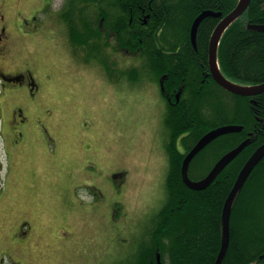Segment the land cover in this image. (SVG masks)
<instances>
[{"label":"trees","instance_id":"1","mask_svg":"<svg viewBox=\"0 0 264 264\" xmlns=\"http://www.w3.org/2000/svg\"><path fill=\"white\" fill-rule=\"evenodd\" d=\"M238 3L239 0H65L58 18L67 27L74 49L85 51L87 60L96 63L99 59L96 37L102 31L101 21L111 29L117 20L120 42L128 43L135 53L141 50L145 61V66L130 69L133 76L129 80L138 82L145 72L160 75L165 63L167 74L189 78L160 83L166 100L163 123L169 161L165 201L134 257L119 264L216 262L222 246L225 201L242 167L264 143V92L242 96L224 89L211 75L201 80L209 72V43L222 17L202 20L196 48L191 28L204 10L226 16ZM145 13L151 14L148 28L134 29L131 24L140 23L139 17ZM260 27H264V0H251L245 13L224 32L218 62L229 80L244 85L264 82V29ZM162 43H167L170 50L179 43L181 50L164 60L159 50ZM107 45L109 40H104L103 48ZM102 61L109 63L105 53ZM228 124L242 125L243 130L221 135L203 148L190 163L192 179L204 178L226 152L247 138L250 143L208 187L190 188L182 177L184 158L203 135ZM230 231L222 264H264V158L236 195Z\"/></svg>","mask_w":264,"mask_h":264},{"label":"rangeland","instance_id":"2","mask_svg":"<svg viewBox=\"0 0 264 264\" xmlns=\"http://www.w3.org/2000/svg\"><path fill=\"white\" fill-rule=\"evenodd\" d=\"M51 20L30 46L44 91L32 114L47 160L26 142L1 171V190L17 195L18 225L28 224L20 241L35 239L14 253L19 264H119L164 205L166 100L155 81L110 79Z\"/></svg>","mask_w":264,"mask_h":264},{"label":"flooded vegetation","instance_id":"3","mask_svg":"<svg viewBox=\"0 0 264 264\" xmlns=\"http://www.w3.org/2000/svg\"><path fill=\"white\" fill-rule=\"evenodd\" d=\"M54 1L0 0V183L3 159L7 163L15 162L16 158L24 153L23 147L26 142L30 143L29 146L31 147H34L33 144L39 147L42 153L41 159L47 160L48 154L43 150L41 144H38L36 124L32 114L33 111L40 109L39 101L44 95V91L38 80V74L35 73L34 67L36 65L33 59V48H30V46L33 45L34 41H38L39 33L42 32L45 26V20L46 22L52 21L51 17L58 18L64 11L65 0L60 5H56ZM42 13L43 16L41 17ZM150 18L151 14L145 13L144 17H139L140 23L137 25L131 24L133 22L132 17L129 23L134 29L139 27L144 30L148 28ZM113 24L114 26H111L110 29L105 27L103 21H101L102 31L96 37L97 54L99 56L96 64L104 70L110 79L120 80L125 78L132 82L129 80V76H133L130 74V69L145 66L143 53L141 50L136 53L133 52L128 43L126 45L122 44L117 30L119 21L116 20ZM65 33H67L70 40L67 30ZM51 35L52 37L48 38L54 39V33H51ZM104 40H109V45L103 48ZM23 42L25 43L23 44ZM70 45L72 46L71 42ZM180 47L178 43L176 49L170 50L167 43H162L159 50L165 58L164 60H166L167 57L165 56L178 54L181 50ZM194 47L196 48L197 45ZM104 53L108 56L109 63L107 65L102 61ZM121 56L123 58L131 57L133 62L127 60L122 64L120 61ZM134 59H137V61ZM160 60L162 59L158 60L159 64H161ZM138 61H141L142 64L140 65ZM119 70L128 71V73L119 74ZM166 70L165 63L162 74L156 75L154 72H145L140 77V81H155L160 86V83L167 79L176 81L189 79L187 78L188 75H169L164 72ZM209 75L214 79L210 66L209 72L203 74L201 80L205 81ZM156 76L157 78H154ZM44 78L48 81L52 80L48 73L44 74ZM16 196L15 192L12 194L3 193L0 187V264H19L14 251L17 254L22 253V251H31L30 243L35 240H30V243L20 241V236L23 235L24 228L28 224L27 222H22L19 225L17 223L16 214L13 211V205L17 201ZM18 251L20 252L18 253ZM135 253L136 251L128 257L133 258Z\"/></svg>","mask_w":264,"mask_h":264},{"label":"water","instance_id":"4","mask_svg":"<svg viewBox=\"0 0 264 264\" xmlns=\"http://www.w3.org/2000/svg\"><path fill=\"white\" fill-rule=\"evenodd\" d=\"M251 0H239L237 6L229 12L226 16H223L222 12H215L213 10H204L200 13L194 20L191 28V41L194 46L197 45V34L198 28L202 20L208 16L222 17L214 32L211 36L209 43V61H210V70L211 73L218 84H220L226 90L233 92L242 96H251L264 92V82L260 84L253 85H244L235 83L229 80L221 71L219 62H218V48L220 40L226 31V29L239 17H241L245 11L250 6ZM264 29V27H260ZM243 130L242 125L238 124H228L217 127L210 130L205 135H203L197 143L191 148L184 158L182 165V177L186 185L192 189H204L208 187L218 175L227 167V165L232 162L250 143V138H247L237 147L226 152L212 167L209 173L202 179L194 180L189 176V166L194 157L208 144H210L214 139L218 138L221 135L238 132ZM264 158V143L256 149V151L251 155L247 160L245 165L242 167L239 175L225 201L222 221H223V237H222V246L219 252L216 264H222V261L227 253L229 244H230V217L232 211V205L236 198L239 190L244 186L250 174L254 168L259 164V162Z\"/></svg>","mask_w":264,"mask_h":264},{"label":"bare ground","instance_id":"5","mask_svg":"<svg viewBox=\"0 0 264 264\" xmlns=\"http://www.w3.org/2000/svg\"><path fill=\"white\" fill-rule=\"evenodd\" d=\"M235 22V21H234ZM209 66H210V61H209ZM218 258V257H217ZM216 262H217V259H216ZM216 262H215V264H216Z\"/></svg>","mask_w":264,"mask_h":264},{"label":"crops","instance_id":"6","mask_svg":"<svg viewBox=\"0 0 264 264\" xmlns=\"http://www.w3.org/2000/svg\"><path fill=\"white\" fill-rule=\"evenodd\" d=\"M42 160H45L46 161V159H42Z\"/></svg>","mask_w":264,"mask_h":264}]
</instances>
